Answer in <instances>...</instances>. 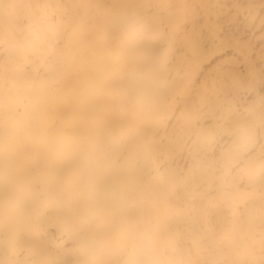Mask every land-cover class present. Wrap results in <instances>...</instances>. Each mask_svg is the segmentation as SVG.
<instances>
[{"label": "bare ground", "instance_id": "bare-ground-1", "mask_svg": "<svg viewBox=\"0 0 264 264\" xmlns=\"http://www.w3.org/2000/svg\"><path fill=\"white\" fill-rule=\"evenodd\" d=\"M0 264H264V0H0Z\"/></svg>", "mask_w": 264, "mask_h": 264}]
</instances>
